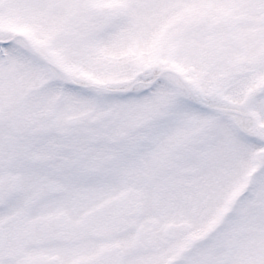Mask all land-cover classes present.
Listing matches in <instances>:
<instances>
[{"label": "snow or ice", "instance_id": "snow-or-ice-1", "mask_svg": "<svg viewBox=\"0 0 264 264\" xmlns=\"http://www.w3.org/2000/svg\"><path fill=\"white\" fill-rule=\"evenodd\" d=\"M0 264H264V0H0Z\"/></svg>", "mask_w": 264, "mask_h": 264}]
</instances>
